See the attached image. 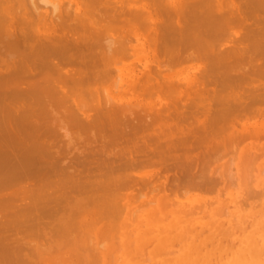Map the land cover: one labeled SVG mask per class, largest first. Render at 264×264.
<instances>
[{"label": "bare ground", "instance_id": "1", "mask_svg": "<svg viewBox=\"0 0 264 264\" xmlns=\"http://www.w3.org/2000/svg\"><path fill=\"white\" fill-rule=\"evenodd\" d=\"M261 139L264 0H0V264H264Z\"/></svg>", "mask_w": 264, "mask_h": 264}, {"label": "rangeland", "instance_id": "2", "mask_svg": "<svg viewBox=\"0 0 264 264\" xmlns=\"http://www.w3.org/2000/svg\"><path fill=\"white\" fill-rule=\"evenodd\" d=\"M238 29H239L238 31H242V30H240L241 28H238ZM229 45H230V44H229ZM229 45H228V43H226L224 46H229ZM163 54H164V52H163ZM164 55H166V54H164ZM164 57H165V56H164ZM164 57H163V55H162L161 58L163 59ZM167 58H169L168 55H167ZM128 61H129V60H128ZM128 61H127V63H128ZM163 61H166V58H165V60H162V63H163ZM168 61H172V60H168ZM168 61H166V63H167ZM189 61H190V60H189ZM195 61H197V59H196ZM131 62H132V61H131ZM172 62H175V63H177V64H179V65L181 64V66H182L183 63H186L187 61H186V60H185V61H182L183 63H181V62L179 63V62H176V61H172ZM198 62H199V61H198ZM164 63H165V62H164ZM175 63H172V64L175 66ZM189 63H192V62H188L187 64H189ZM258 63H259V61H258ZM187 64L184 65V66H188V67H192V66H194V67H195V66L199 65L200 67H202V66H201L202 64L200 65V64H198L197 62H195V63L193 62L192 65H191V64H190V65H187ZM160 65H161V64H160ZM168 65H171V64L168 63ZM163 66H164V65H163ZM163 66H162V67H163ZM176 66H177V65H176ZM165 67H166V66H164V68H165ZM169 67H170V66H168V68H165V69H167V70L170 71V69H171L172 67H170V68H169ZM200 67H199V68H200ZM164 68H162V69H164ZM173 70H175V68H173ZM173 70H171V71L173 72ZM190 70L193 71L192 69H190ZM171 71H170V72H171ZM158 78H159V77H158ZM205 83H206L207 86H209V84H207L208 82H205ZM164 85H165V84H164ZM211 85H212V84H211ZM211 85H210V86H211ZM203 86H204V84H203ZM203 86H201L202 89L204 88ZM207 86H206V87H207ZM210 86H209V87H210ZM214 86H215V83H214ZM211 88H212V86H211ZM211 88H210L209 90H211ZM213 88H214V87H213ZM203 90H207V88H206V89L204 88ZM233 91H236V90H233ZM244 95H247V93L244 94ZM186 102H188V101H186ZM246 102H247V101H246ZM248 114H249V112H248ZM235 115H237V113H236ZM240 115H241V114H240ZM240 115L238 116V118L240 117ZM244 115H246V117H248V119H243V118H245V117H244L243 114H242L241 116H242L243 118H240V120L242 119V121H249V122H254V121L258 122V121L261 120V119H257L256 117H253V115H252V117H253V118H252V117L250 116L251 114L249 115L250 117H249L246 113H244ZM233 118H234V117H233ZM235 119H237V118L235 117ZM231 120H233V119H231ZM250 120H251V121H250ZM253 120H254V121H253ZM234 121H236V120H234ZM234 121H232V122H234ZM238 121H239V119L237 120V122H235V124H237ZM232 122H231V124H234V123H232ZM261 140H262L261 142H264V139H261ZM216 142H217V141H216ZM214 143H215V142H214ZM212 144H213V142L211 143V145H212ZM211 145H210V146H211ZM210 146H209V147H210ZM225 146H227L226 148L229 149V143H228V142L225 144ZM215 147H216V144H214V146H213V148H212V150H211V155H212V156L215 155L214 153L212 154V151L215 152V151H214V150H215ZM207 148H208V146H207ZM213 149H214V150H213ZM205 150H206V148H205ZM225 150H226V149H225ZM202 151H204L203 148H202V150H200V151H195L196 153H197V152L200 153V156H198V159H199V161H200L201 163L203 162L202 159H203V158L205 159V157L202 158V156H203V155L201 154ZM226 151H227V150H226ZM261 151H264V150H259V153H260ZM224 152H225V151H224ZM199 153H198L197 155H199ZM215 153H218V152H215ZM220 153H221V152H220ZM222 153H223V152H222ZM262 153H264V152H262ZM262 153H260V155H259V157H262V158H259L260 161H259V160L256 161V163H254V165L252 164V165L254 166V168H255V169H252V172H254V171L257 169V170L255 171L256 173L254 172L255 175H256V174L259 175V173H258V172H259V169H260V170L262 169V166H260V167H257V166H256L257 163H259V162H261V161H264V160H262V159H264V154H262ZM217 155H218V154H217ZM229 155H230V154H227V156L225 155L226 157L224 156L223 158H220V156H219V158H220L219 161H221V163H223V162L226 160V163H227L228 160H230V159H228V158H229ZM261 155H262V156H261ZM214 157H218V156H214ZM231 157H232V156H231ZM206 159H207V158H206ZM206 159H205L204 161H206ZM216 159H217V158H216ZM221 159H222V160H221ZM248 161H249V160L246 161V164L249 165V164L251 163V161H250L249 163H248ZM252 162H253V161H252ZM252 165H249L248 168L250 169V167H251ZM253 166H252V168H253ZM211 167H212V166H211ZM234 169H235V167H232L231 170L235 171ZM249 169H248V170H249ZM158 170H159V169H158ZM141 172H142V171H141ZM166 173H167V172H166ZM260 173H262V172L260 171ZM167 174L170 175L169 173H167ZM262 177H264V173L260 174V176L258 177L259 180H264V179H262ZM247 180H248V179H247ZM213 194H214V193H212L211 195H213Z\"/></svg>", "mask_w": 264, "mask_h": 264}]
</instances>
